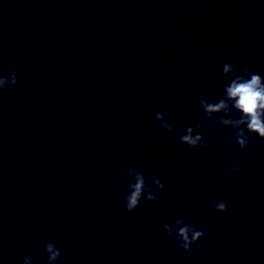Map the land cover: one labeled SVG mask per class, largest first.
I'll list each match as a JSON object with an SVG mask.
<instances>
[{"label": "water", "instance_id": "95a60500", "mask_svg": "<svg viewBox=\"0 0 264 264\" xmlns=\"http://www.w3.org/2000/svg\"><path fill=\"white\" fill-rule=\"evenodd\" d=\"M199 101L0 103V264H23L25 255L49 264V242L61 253L55 264H264V139L246 132L251 139L240 150L234 130L217 123L223 113L210 119ZM158 111L169 114L172 132L160 127ZM189 126L207 147L178 145L176 130L183 135ZM128 168L142 171L159 197L148 201L145 194L131 213ZM220 201L225 212L215 210ZM181 218L205 230L190 252L163 228Z\"/></svg>", "mask_w": 264, "mask_h": 264}, {"label": "clouds", "instance_id": "9594fccd", "mask_svg": "<svg viewBox=\"0 0 264 264\" xmlns=\"http://www.w3.org/2000/svg\"><path fill=\"white\" fill-rule=\"evenodd\" d=\"M238 72H243V75H234V78L225 85L224 96L218 102L211 103L201 99L199 103L205 115L210 119L213 114L223 113L217 123L225 127H231L234 130L239 149L243 150L248 146L251 139V135H246V132L249 134L255 133L258 137L264 139V78L247 68L241 69L231 62H227L222 66V74L225 76L229 73L235 74ZM16 83L17 74L15 71L9 69L7 76L0 75V90L14 86ZM233 110L241 114L238 119H233L230 116ZM155 118L160 121V127L165 132H172V126L168 122L171 117L167 112L158 111L155 113ZM202 127H204L203 122L196 124V128ZM193 131V127L189 126L185 134L181 135L180 130L177 129L178 145H187L189 149L197 146L200 148L207 147L203 135L199 133L193 135ZM224 142L229 143L230 138L225 137ZM231 170L233 172L240 171L236 165ZM125 175L132 178L129 183V194L125 197V210L127 212H134L140 205L141 197L145 194L148 201L158 200V194L153 192L152 188L146 183L142 171L128 168ZM150 179L157 189H164L165 185L156 175H152ZM214 207L218 212H225L227 202H214ZM163 228L169 236L175 233L179 246L185 252H190L192 245L200 241L205 235L204 229L196 230L186 224L182 218L174 220L172 224L163 225ZM44 251L47 254L49 264H55L61 255L60 250L51 242L45 244ZM33 260V256L25 255L23 264H32Z\"/></svg>", "mask_w": 264, "mask_h": 264}]
</instances>
